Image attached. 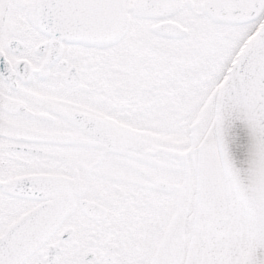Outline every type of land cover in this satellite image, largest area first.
Masks as SVG:
<instances>
[{
    "label": "flooded vegetation",
    "instance_id": "af4514ba",
    "mask_svg": "<svg viewBox=\"0 0 264 264\" xmlns=\"http://www.w3.org/2000/svg\"><path fill=\"white\" fill-rule=\"evenodd\" d=\"M38 3L53 2L0 0V238L48 207L22 264H176L199 167L221 159L224 79L264 0H123L117 35L87 41L49 33ZM56 4L61 23L79 8L110 21L109 0Z\"/></svg>",
    "mask_w": 264,
    "mask_h": 264
},
{
    "label": "water",
    "instance_id": "95a60500",
    "mask_svg": "<svg viewBox=\"0 0 264 264\" xmlns=\"http://www.w3.org/2000/svg\"><path fill=\"white\" fill-rule=\"evenodd\" d=\"M51 1L46 7L38 3L39 13L52 18L45 24L49 33L66 31L69 38L87 41L93 33L104 32L112 39L124 22L123 0H109L106 10H110V21L106 24L91 23L87 8L74 12L73 23H61L57 0ZM222 92L223 97L229 96L222 109L229 106L230 113L221 118V148L226 150L235 184L256 228L258 264H264V20L239 50L226 73ZM47 210L43 207L0 238V264H22L41 245L50 231L34 229L33 225Z\"/></svg>",
    "mask_w": 264,
    "mask_h": 264
},
{
    "label": "rangeland",
    "instance_id": "374dc122",
    "mask_svg": "<svg viewBox=\"0 0 264 264\" xmlns=\"http://www.w3.org/2000/svg\"><path fill=\"white\" fill-rule=\"evenodd\" d=\"M219 150L221 159H218L219 164H216L215 167L218 169L215 170L220 171L215 172V170H212L210 172V170L208 171L205 169V171L203 170L202 173V169L199 167V189L201 188V197L199 196V198L201 199V202H199L198 205H202L201 213H203V211L205 212L204 225L207 233H202L200 236V234H198L194 228L195 217L193 215V208L197 204V197H195V190H193L188 203V215L184 218V222L181 227L182 233H179L176 238H174V243L176 245L178 243V247H181V252L176 264L184 263L189 246L191 248L194 246L193 242L195 236L200 238L202 241L206 239V237L208 238L210 233L218 241L216 245L217 250L214 248L210 250L208 246V256H205V260L202 264H243V253L245 250V243L248 233V215L246 212L243 195L241 194L240 190H238V195L236 193L238 188L231 172V164L227 159L226 150L221 147ZM230 191H233L235 194L234 200L235 202L237 201V204L239 205V213L235 212L236 207L233 205V213H231L232 217L225 219L224 215L226 214V210H230V208L232 209V195ZM204 203H207L206 206H208L210 210L209 208L206 209Z\"/></svg>",
    "mask_w": 264,
    "mask_h": 264
},
{
    "label": "trees",
    "instance_id": "16d2710c",
    "mask_svg": "<svg viewBox=\"0 0 264 264\" xmlns=\"http://www.w3.org/2000/svg\"><path fill=\"white\" fill-rule=\"evenodd\" d=\"M230 192H231V195H232V201H231L232 202V209L230 208V210L229 209L226 210L224 208L226 210V214L224 215L225 219H227L229 217L230 218L232 217L231 213H233L232 212L233 205H234V207H236V211H235L236 213L238 212V209H239V205L237 204V201L235 202V200H234V196H235L234 192L233 191H230ZM233 202H234V204H233ZM204 205H205L206 209L209 208L208 206H206L207 203H204ZM237 206H238V208H237ZM201 207H202V205H201ZM209 210H210V208H209ZM228 211H229V213H228ZM204 214H205V212L203 211V213H201L200 216L198 217L197 225H198L199 229H197V233L200 234V236H201L202 233H207V231L205 229V225H204ZM208 233H209V229H208ZM214 240H215V242H214ZM217 242H218L217 239L214 238V236L211 233L208 236V238L206 237V239H204L202 241L200 240V238H197L195 236L194 242H193L195 248L192 250V251L195 250V252L190 257L191 264H202L204 262V260H205V256L206 255L208 256V253H207L208 246H209L210 250H212V248L217 250V247H216Z\"/></svg>",
    "mask_w": 264,
    "mask_h": 264
},
{
    "label": "bare ground",
    "instance_id": "6f19581e",
    "mask_svg": "<svg viewBox=\"0 0 264 264\" xmlns=\"http://www.w3.org/2000/svg\"><path fill=\"white\" fill-rule=\"evenodd\" d=\"M247 221H248V233H247V238H246V243H245L246 244L245 250L243 253V264H258L256 228L253 223L249 210H248ZM197 229H199L198 226H197ZM197 229H196V232H197Z\"/></svg>",
    "mask_w": 264,
    "mask_h": 264
}]
</instances>
